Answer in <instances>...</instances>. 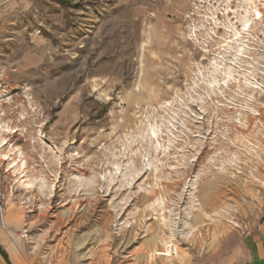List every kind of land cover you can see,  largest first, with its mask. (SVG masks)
Returning a JSON list of instances; mask_svg holds the SVG:
<instances>
[{"label":"rangeland","instance_id":"374dc122","mask_svg":"<svg viewBox=\"0 0 264 264\" xmlns=\"http://www.w3.org/2000/svg\"><path fill=\"white\" fill-rule=\"evenodd\" d=\"M250 1L260 18L233 41L244 0L16 1L0 24V264H214L236 245L264 202Z\"/></svg>","mask_w":264,"mask_h":264},{"label":"crops","instance_id":"0c3cea01","mask_svg":"<svg viewBox=\"0 0 264 264\" xmlns=\"http://www.w3.org/2000/svg\"><path fill=\"white\" fill-rule=\"evenodd\" d=\"M17 0H0V24L8 23ZM13 17V16H12ZM214 264H264V202L254 226L243 232L236 245Z\"/></svg>","mask_w":264,"mask_h":264},{"label":"bare ground","instance_id":"6f19581e","mask_svg":"<svg viewBox=\"0 0 264 264\" xmlns=\"http://www.w3.org/2000/svg\"><path fill=\"white\" fill-rule=\"evenodd\" d=\"M244 1L249 3V6L244 7L243 8L244 13L243 14L241 13V14H239V16L236 17L237 21H239V23L241 24V26H240L241 28L238 29V30L234 29V27H235L234 23L236 22L235 20L233 22H231L230 25L226 26L227 31H231L232 32L231 33V37H232L231 40L232 41L233 40H237L238 38L242 37L243 33L247 34L246 31L250 27V24H251L252 20L259 19L260 15H261L260 12L256 9V6H255V4L252 1H250V0H244ZM247 12L251 13V17H249L247 15ZM258 13H259V15H258ZM213 22H215V21H213ZM241 50H242L241 47H239L237 52L239 53V52H241ZM211 83H212V81H211Z\"/></svg>","mask_w":264,"mask_h":264},{"label":"trees","instance_id":"16d2710c","mask_svg":"<svg viewBox=\"0 0 264 264\" xmlns=\"http://www.w3.org/2000/svg\"><path fill=\"white\" fill-rule=\"evenodd\" d=\"M0 252H1V254H2L4 257H6V254L3 252V250H1V248H0Z\"/></svg>","mask_w":264,"mask_h":264},{"label":"snow or ice","instance_id":"6c2138e0","mask_svg":"<svg viewBox=\"0 0 264 264\" xmlns=\"http://www.w3.org/2000/svg\"><path fill=\"white\" fill-rule=\"evenodd\" d=\"M258 15H259V13H258Z\"/></svg>","mask_w":264,"mask_h":264}]
</instances>
